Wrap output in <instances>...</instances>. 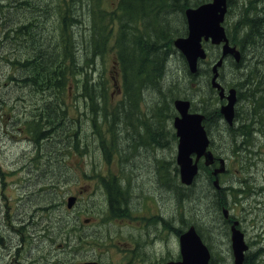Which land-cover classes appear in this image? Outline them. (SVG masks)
<instances>
[{"label": "rangeland", "instance_id": "rangeland-1", "mask_svg": "<svg viewBox=\"0 0 264 264\" xmlns=\"http://www.w3.org/2000/svg\"><path fill=\"white\" fill-rule=\"evenodd\" d=\"M93 1L100 10L109 13L118 11V0ZM90 4V0H6L5 8L0 7V230L12 233L13 236L18 235L24 217L28 218L38 207H48L41 214H38V210L34 212L33 228L28 229L35 231L36 256L40 260L44 257L54 259L60 255L63 256V261L70 264H83L92 260L100 264H162L165 261L162 253L164 245L170 249L176 247L177 236L169 230L166 240L151 239L150 243L144 239L133 238L135 220L131 214L130 203L136 200L142 186L129 173H137L143 179L139 172L145 168L144 143L147 132H150L153 187L149 186L146 195L150 196L153 210L159 211L161 191L165 196L164 204L169 216L172 217V214L176 218L177 193L174 185L177 184V177L169 183V178H172L170 171L167 175L168 187H164L155 175L156 170L161 168L172 169L173 160L175 161L176 146L170 134L173 118L170 109H173V101L176 99H187L194 104L197 101L205 102L213 94L206 87L203 76L195 79L188 76L183 61L176 52L166 62L159 92L145 93L138 113L130 121L123 115L117 120L118 126L114 128L113 118L118 115L119 110L117 105L123 101L119 89L121 78L115 65L114 53L109 50L108 45L114 38L115 26L111 32L104 34L106 40L103 46L93 53L90 43L91 27L87 21ZM240 4L245 6L244 11H239ZM262 6L261 0H231V11L229 17H226L225 27L235 42L242 36L236 25L240 14L246 16L245 20H250ZM55 10L62 11V14L68 12L75 19L69 22L68 27L75 25L73 32L76 37L67 46L72 44L71 50H79L78 56L82 64L76 66V69L71 66L68 72L69 76L71 70L73 74L68 78V83L66 82L65 99L68 106L67 116L71 118L72 127L76 128L78 141L69 148L62 149L63 156L55 165L54 175L49 176L52 177L51 184L55 187L53 194L46 193L45 187L42 192L32 194L35 182L29 179L31 170L41 167L37 159L34 163L31 161L34 149L46 150L50 146L40 141L35 143L34 138L26 134L24 123L37 113L43 98L37 90L25 86L19 80L22 72L9 63V58L18 51L22 52V58L30 57L34 49L48 40H51L52 49L55 47V31L59 25ZM30 23L32 29H29V33L9 39L10 26L18 27ZM171 24L180 25L176 16ZM247 43L246 40L242 46L248 61L245 77L259 80L262 91L264 41L262 46L257 44L252 48ZM235 46L239 49L238 43ZM205 49L207 58L200 65L202 69L209 68L211 59L219 52V48L210 44ZM241 71L239 67L231 72L228 61L220 73L225 81L230 78L231 73L235 76ZM88 89H92L95 94L94 100L102 97L101 105H91ZM261 102L262 98L258 104ZM263 114L264 112L258 111L249 113V116H257L256 120L251 121L259 126V131L253 132L249 131L252 127L247 128L245 131L249 132L248 140L239 147L237 145L240 140L228 144L222 142L223 139H218L219 142L213 144L219 154L226 153L230 157L228 172L221 178V182H236L242 189L240 198L237 197V192L232 191L227 199L224 195L218 198L213 190L209 192L202 170L194 185L183 193L184 229L195 226L199 230L209 247L213 264H232L229 241L231 222H227L222 213L226 204L234 206L233 215L242 222L245 229L244 236L250 254L247 262L264 264V214H260L264 205L257 201L258 194L264 192V184L260 186L264 182ZM125 123L130 127L120 128ZM247 123L248 121H244V124ZM153 126L162 131L163 142L153 144L154 136L158 135L152 131ZM159 145H162L163 151ZM122 178L128 183V191L124 195L126 203L121 204L122 212L109 210L104 204L105 187L119 185ZM222 183L220 186H223ZM156 184L158 187H155ZM69 196L76 197L71 209L66 208ZM51 200L55 201L54 209L49 207L48 202ZM28 221L29 219L26 222ZM58 221L66 223L64 230L67 231L69 240L57 239L55 225ZM170 225L177 226L176 222H170ZM41 226H46L45 233L38 229ZM93 233L100 237V244L88 246V237ZM9 238L8 247L13 248L15 242L13 237Z\"/></svg>", "mask_w": 264, "mask_h": 264}, {"label": "trees", "instance_id": "trees-1", "mask_svg": "<svg viewBox=\"0 0 264 264\" xmlns=\"http://www.w3.org/2000/svg\"><path fill=\"white\" fill-rule=\"evenodd\" d=\"M90 1L87 21H89L91 27V48L94 50L93 53L98 51L106 40L104 34L111 32L112 27L115 26L114 38L111 43L108 42V45L109 50L114 53L115 65L121 78L120 88L123 94V101L119 104L127 106L128 114L133 115L138 112L140 102L144 100L145 93H158L160 90L161 81L165 74V62L168 56L175 52L172 41L174 38L186 34L183 11L186 8L196 7L209 0H118V11L114 13L100 10L94 5V1ZM261 1L264 5V0ZM244 9L245 6L240 4L239 11H244ZM261 9H264V7L258 8L253 19L249 20V22L244 21V17L236 21L237 28L242 35L239 41L235 42L226 28L230 44L235 46L238 43L242 55V46L246 40L249 48L257 44L262 46L264 41V11H259ZM230 11L231 0L228 3L227 17H229ZM56 13L57 18H59V25L55 31L56 45L53 49L51 40H48L46 43H41L36 48L37 51L34 49L33 55L30 57L22 58V52L18 51L9 58V63L17 71L24 73L23 75L22 73L20 74L19 80L26 84L25 86H30L37 90L43 98L37 113L33 114L24 123L26 134L33 137L35 143L40 141L43 144L48 143V146H50L46 150L34 149L35 153L31 161L34 163L37 159L36 161L40 163L41 167H35L34 171L31 170L29 179L35 182L32 194L34 192H42L44 187L46 193L50 192L53 194L55 187L51 182L55 172V165L63 156L61 151L78 141L76 128L72 127L71 118L67 116L68 106L65 99L67 80L73 74L72 70L70 76L68 72L71 66H73L72 69H76V66L82 64L78 56L79 50L77 49L78 52L74 48L71 50L70 46L72 44H69V47L67 46V43L72 42V39L75 40L74 36L76 37L73 32L75 25L71 28L68 27L69 22L75 19L68 12L62 14V11H56ZM175 16L180 23V25H176L178 27L171 24ZM31 26L32 23L18 27L10 26L8 30L9 39H16L18 35L24 36L29 33ZM52 60L54 61L52 62ZM76 62L78 65H76ZM199 75L204 77V80H206L205 85L210 89L209 70L199 68L197 74L190 77L194 79ZM64 89L65 92L63 93ZM248 90H252L251 87ZM87 94L92 104L103 102L101 100L102 97L94 100L95 94L92 93V89H88ZM218 104L220 102L216 98L209 96L205 102L197 101L195 104L192 103L191 107L193 111L200 110L204 114L208 105ZM209 110L210 112L219 111L218 107ZM163 119L161 118V120ZM250 119L256 120L257 116H251ZM113 121H115V124L117 117L114 116ZM157 129V127H154L155 131ZM173 169L176 170V166ZM50 175L52 177H49ZM36 188H38L37 191ZM107 191L112 194L113 188L109 190V187H107ZM54 202V200L48 202L49 207H52L51 209L55 208ZM47 209L40 208V210ZM29 217L26 218L29 219ZM65 225L64 221L56 222L55 230L58 240H66L67 231L64 230ZM42 231L44 232L45 228ZM97 242H99V239L96 237L92 240L91 246H95ZM249 257L250 254L247 252L245 261H248ZM210 264H213L212 259Z\"/></svg>", "mask_w": 264, "mask_h": 264}, {"label": "flooded vegetation", "instance_id": "flooded-vegetation-1", "mask_svg": "<svg viewBox=\"0 0 264 264\" xmlns=\"http://www.w3.org/2000/svg\"><path fill=\"white\" fill-rule=\"evenodd\" d=\"M6 0H0V7L5 8ZM37 1V0H36ZM4 2V3H3ZM7 4V3H6ZM7 7V5H6ZM229 70L233 72L234 69L241 68L240 74H236L235 76L232 75L229 79H227L225 82L219 78V83L224 88V94L228 95V92L230 90L235 91V103H234V119L231 123H227L223 120L222 115L220 112H210L209 109L215 108L214 105H208L205 110L204 119L202 122V125L205 129L206 135L210 141L209 150L212 152L214 157V162L210 167L204 168L203 172L205 174V182L207 187H211L210 182L214 178L219 180V178L223 175H225L228 171L227 165L229 156L225 154H219L217 152V149L213 148V144L219 142L218 139H223L222 142H228V144L235 142L237 140L239 141V144L244 142L243 136L245 135L244 130H247V128L250 126L252 127L251 130L253 132L259 131V126L256 125L255 122H252L249 120V113H253L255 111L258 112H264V88L260 89V81L254 80V79H248L245 77V74L248 70L247 65V57L244 54L242 56V61L238 64H233L231 60H229ZM212 65V61H211ZM249 87H251L252 90H248ZM215 98H217L220 101L218 108L225 103V97L223 99H220L217 91L213 90ZM262 98L261 104H258V101ZM244 121H248L247 124H244ZM256 127V128H255ZM162 132V131H161ZM224 134V135H223ZM174 142H177V138L175 136V133L172 132L171 134ZM223 137V138H222ZM246 138V137H245ZM155 142H163L162 134L158 133V135L154 136ZM151 143V138L147 136L146 143H145V168L141 169L139 172V175L143 176V179L140 178L137 173H129L130 177H134L135 181L139 180L140 185L142 188L140 189V194L136 195L137 198L134 202H131L130 204V210L131 214L134 217V224L133 227L134 232H132V236L135 239H144L146 241H149L152 243V240H166L169 237V230L173 232L174 235L179 236L182 232H184V226H183V193H184V187L180 184L177 172L176 170L172 169H165L161 168L160 170H156L155 175H157L158 181L160 184L164 187H168V179L167 175L171 171L173 173V176L177 177V215L176 218L171 214L172 217H170V213L168 212L165 204L164 194L160 191V199H161V206L159 211L153 210V207L150 202V196L146 195L149 192V186L152 184V178L153 175V169L151 167L152 163V151L149 146ZM161 151H163V148L161 147ZM220 159H224L225 161V167L226 170L224 174H217L216 176H213L214 172L216 171V168L218 167V162ZM203 162V160H200V165ZM146 171V172H145ZM209 178V179H208ZM263 181V178H262ZM264 182L260 184V186H263ZM127 180L125 178H122L120 180L119 185L116 184L113 187V197L109 196L106 200V205L109 208V210H117L118 212H122L121 204L126 203L124 199V195L128 191L127 189ZM153 187V185H151ZM146 187V188H145ZM155 187H158V184L155 185ZM218 192H221L219 190ZM223 193V192H222ZM121 194V196H120ZM138 201V202H136ZM257 201L264 205V192L261 194H258ZM136 202V203H135ZM234 206H230L229 204H226V208L223 209V216L226 219L227 222H231V226L236 222V228L239 229L243 234L245 233V229L243 227L242 222L234 216ZM225 210V211H224ZM260 214H264V209L260 212ZM170 222H176V227L174 225H170ZM262 222V221H261ZM260 222V223H261ZM264 225V222H263ZM23 226V225H21ZM264 228V226H263ZM229 229V230H230ZM25 233L15 235L13 236L12 233H8L7 231L0 230V264H56L55 257L46 259L45 257L40 260L39 257L36 256L37 251V245L35 243V231L33 230H27L26 237L24 238ZM9 237H13L14 240V247L10 248L8 247L9 244ZM152 239V240H151ZM245 239V236H244ZM164 253V260L162 264L168 262V261H176L180 259L179 256V249L178 244L176 247H172L170 249L167 247V245H164L163 251ZM161 255V252H160ZM67 264H70L68 262ZM244 264H248L247 261H245Z\"/></svg>", "mask_w": 264, "mask_h": 264}, {"label": "water", "instance_id": "water-1", "mask_svg": "<svg viewBox=\"0 0 264 264\" xmlns=\"http://www.w3.org/2000/svg\"><path fill=\"white\" fill-rule=\"evenodd\" d=\"M227 7V0H210L195 8L185 9L186 36L177 37L172 42L173 47L187 62L188 72L192 75L197 72L198 62L206 58V52L202 46L203 42L220 46V59L212 65V77L210 79L211 88L219 91L220 98L225 95L224 89L217 81L219 78L218 69L222 67L225 58L231 57L236 63L241 60L240 51L230 46L223 25ZM226 101L220 107V113L227 123H231L234 116V90L229 91ZM173 107L178 114L173 119V128L178 138L175 161L178 167L179 180L185 186H190L198 174V160L203 157L204 165L210 166L214 158L212 153L207 150L209 140L201 124L203 116L199 113L189 112L190 103L187 100H175ZM223 163L224 161L220 160V167L215 174L224 171ZM74 200L73 197L68 198V208L73 205ZM236 224L234 222L231 226L230 234L232 264H244L248 246L244 241L243 234L235 228ZM178 245L181 259L165 264H209L210 252L193 226L178 236ZM84 264L97 263L87 262Z\"/></svg>", "mask_w": 264, "mask_h": 264}, {"label": "bare ground", "instance_id": "bare-ground-1", "mask_svg": "<svg viewBox=\"0 0 264 264\" xmlns=\"http://www.w3.org/2000/svg\"><path fill=\"white\" fill-rule=\"evenodd\" d=\"M56 8V7H55ZM56 11V10H55ZM241 17H246L244 14H240V16H239V18L237 19V21L241 18ZM59 19V18H58ZM251 19H253V18H251ZM250 19V20H251ZM244 21H246V22H249V20H245L244 19ZM61 23V22H60ZM80 23V22H79ZM79 26V25H78ZM246 30H247V28H246ZM202 42H203V40H202ZM204 43V42H203ZM175 49V48H174ZM61 50V49H60ZM59 52H61V51H59ZM73 52V51H72ZM176 52H178L176 49H175V52L174 53H176ZM88 53V52H87ZM174 53H172V54H174ZM55 54V53H54ZM59 54V53H58ZM91 54V53H90ZM172 54H170L169 56H168V58H170V56L172 55ZM178 54H179V56L180 57H182V55L178 52ZM74 56H75V54H74ZM34 58H37V57H34ZM54 58V57H53ZM168 58H167V61H168ZM183 58V57H182ZM181 58V59H182ZM220 59V55L219 54H215L214 56H213V58L211 59V61H212V63L213 64H215L218 60ZM34 60V59H33ZM54 60H52V62H53ZM166 61V62H167ZM182 61H183V65H184V67H185V69L187 68V62L184 60V59H182ZM33 62V61H32ZM51 62V63H52ZM166 62H165V67H166ZM56 63V62H55ZM84 66V65H83ZM92 66V65H91ZM84 69V68H83ZM52 70V69H51ZM77 71V70H76ZM82 71V70H81ZM89 75V74H88ZM88 77H90V76H88ZM258 78V77H257ZM23 83V82H22ZM48 88V87H47ZM36 89H38V88H36ZM53 89V88H52ZM49 92V91H48ZM24 97V96H23ZM52 99V98H51ZM39 101V100H38ZM87 103V102H86ZM95 104V103H94ZM94 107V106H93ZM125 116V117H127V116H129V114H128V112L126 111V112H124L123 110H121V109H119L118 110V115H115V117H117V120H119L122 116ZM115 122V121H114ZM84 123V122H83ZM87 123V122H86ZM114 124V123H113ZM118 126V123L116 122L115 124H114V128L115 127H117ZM84 129V128H83ZM54 131V130H53ZM31 132V131H30ZM45 133V132H44ZM224 135V134H223ZM223 138V137H222ZM44 141H45V139H44ZM57 143V142H56ZM63 143V142H62ZM36 145V144H35ZM43 147V146H42ZM65 149V148H64ZM53 156V155H52ZM59 157V156H58ZM132 162V161H131ZM146 172V171H145ZM209 179V178H208ZM58 183V182H57ZM176 203V202H175ZM221 203V202H220ZM51 206V205H50ZM218 206V205H217ZM185 207V206H184ZM46 208V207H45ZM48 208V207H47ZM52 208V207H51ZM44 212V211H43ZM198 213V212H197ZM200 215V214H199ZM199 217V216H198ZM43 218V217H42ZM202 218V217H201ZM55 219V218H54ZM40 220V219H39ZM63 225V224H62ZM72 231V230H71ZM80 237V236H79ZM86 238V237H85Z\"/></svg>", "mask_w": 264, "mask_h": 264}]
</instances>
